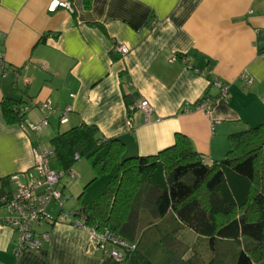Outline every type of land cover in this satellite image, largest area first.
Returning <instances> with one entry per match:
<instances>
[{"label": "crops", "instance_id": "obj_1", "mask_svg": "<svg viewBox=\"0 0 264 264\" xmlns=\"http://www.w3.org/2000/svg\"><path fill=\"white\" fill-rule=\"evenodd\" d=\"M49 1L0 0V179L17 173L25 183L35 173L33 149H51L55 134L81 123L120 138L129 156L154 155L179 133L213 162L224 158L230 134L264 121V0H58L71 12H49ZM118 44L129 52L119 54ZM211 78L229 86L226 97ZM205 95L215 98L208 115L194 106ZM6 99L32 104L23 118L47 116V126L31 132L20 120L7 122ZM143 99L153 108L148 120L129 107ZM67 105V121L59 123ZM76 163L74 178L58 184L63 204L64 189L77 186V196L92 177ZM76 196L63 211L76 209ZM46 210L53 218L60 213L55 201ZM5 215L0 209V219ZM35 230L47 233L40 248L15 254L17 235L0 221V264H100L89 229L71 218Z\"/></svg>", "mask_w": 264, "mask_h": 264}, {"label": "trees", "instance_id": "obj_2", "mask_svg": "<svg viewBox=\"0 0 264 264\" xmlns=\"http://www.w3.org/2000/svg\"><path fill=\"white\" fill-rule=\"evenodd\" d=\"M18 109L17 100H3L7 122L23 119ZM50 145L58 169L83 158L92 172L70 218L133 246L119 261L102 254L100 264H264V121L230 134L224 158L213 162L179 133L154 155L129 156L120 138L86 123L58 132ZM5 188L8 178L0 179Z\"/></svg>", "mask_w": 264, "mask_h": 264}, {"label": "built area", "instance_id": "obj_3", "mask_svg": "<svg viewBox=\"0 0 264 264\" xmlns=\"http://www.w3.org/2000/svg\"><path fill=\"white\" fill-rule=\"evenodd\" d=\"M58 8L65 9L68 12L72 11L71 4L68 1L50 0L48 2L47 9L49 12H53ZM114 48L121 55L129 52V49L123 44L115 45ZM176 58L177 56L172 55L168 60L174 61ZM3 66V60L0 57V68L5 72ZM242 79L246 85L251 84L252 80L250 76L243 75ZM209 82L220 90V97L227 96L229 89L227 84L216 78H211ZM214 101L215 99L213 100L205 95L194 106L201 109L205 115H208L213 107ZM31 105L19 106V115H25V112ZM129 107L132 110H140L144 114L145 120L149 119L153 111L151 104L146 99L134 102ZM41 108L51 109L48 102H42ZM70 111L71 107L68 105L61 109L59 123H65L67 121L66 115ZM47 124V116L38 122H29L24 118L20 121V126L31 132H38L47 126ZM51 155L52 148L49 150H43L38 147L34 148V175L30 176L25 183H20L19 174H11L7 177L8 188L0 190V209L6 212V215L0 221L2 224L11 227L17 235L16 242L13 246V252L15 254L23 250H37L40 248L42 239L47 238V233L40 234L36 232L35 228L43 222L61 221L70 218V212L66 213L62 210L56 218H53L46 210L50 201H55L61 210L63 201L58 184L65 175H68L71 179L75 176L71 170L64 172L60 169H52L49 166ZM73 222L76 225L84 226L82 221L74 220ZM89 231L94 244L102 254L108 255L116 261L123 258L125 247H133L123 241L115 239L110 233H98L92 229H89Z\"/></svg>", "mask_w": 264, "mask_h": 264}, {"label": "rangeland", "instance_id": "obj_4", "mask_svg": "<svg viewBox=\"0 0 264 264\" xmlns=\"http://www.w3.org/2000/svg\"><path fill=\"white\" fill-rule=\"evenodd\" d=\"M45 145L47 146V142H45ZM76 164H79L80 166H83L84 167V169H86L87 170V173L88 172H90V167H89V164H88V162L86 161V159H81V160H79ZM57 165V162H56V160H54L53 159V157L50 159V161H49V166L50 167H55ZM85 171V170H84ZM76 173V172H75ZM77 174V173H76ZM76 183L79 181V179L76 177ZM74 180V181H75ZM73 181V180H72ZM78 189V187L77 186H74V185H72L71 187H67L66 189H64V194H65V196L67 197V199L65 200V202H64V206H63V208L65 209V210H69V208L70 207H73L74 205H75V196H76V194H77V190ZM57 206H52V205H50L49 206V208H48V210H50V211H52V212H55L56 211V209H58V208H56ZM181 237L188 243V244H190V245H192V244H198L200 247H201V243H200V241H196V237H195V234L192 232V231H190V230H183V231H181ZM243 243H246V242H244V241H242Z\"/></svg>", "mask_w": 264, "mask_h": 264}]
</instances>
